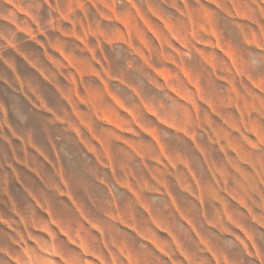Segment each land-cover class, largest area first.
Instances as JSON below:
<instances>
[{"label":"clouds","instance_id":"1","mask_svg":"<svg viewBox=\"0 0 264 264\" xmlns=\"http://www.w3.org/2000/svg\"><path fill=\"white\" fill-rule=\"evenodd\" d=\"M0 264H264V0H0Z\"/></svg>","mask_w":264,"mask_h":264}]
</instances>
